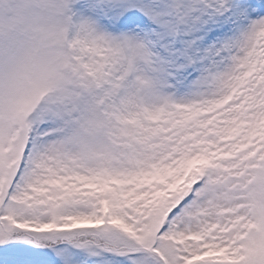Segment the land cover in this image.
I'll return each mask as SVG.
<instances>
[{"label": "snow or ice", "instance_id": "6c2138e0", "mask_svg": "<svg viewBox=\"0 0 264 264\" xmlns=\"http://www.w3.org/2000/svg\"><path fill=\"white\" fill-rule=\"evenodd\" d=\"M0 264H264V0H0Z\"/></svg>", "mask_w": 264, "mask_h": 264}]
</instances>
